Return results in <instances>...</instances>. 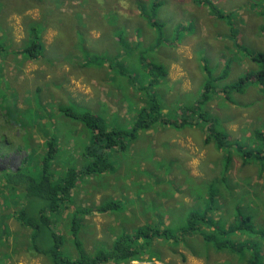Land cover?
Returning a JSON list of instances; mask_svg holds the SVG:
<instances>
[{"label":"rangeland","instance_id":"obj_1","mask_svg":"<svg viewBox=\"0 0 264 264\" xmlns=\"http://www.w3.org/2000/svg\"><path fill=\"white\" fill-rule=\"evenodd\" d=\"M211 1L228 16L225 20L213 23V14L200 0H0V264H5L9 254L11 235L14 253L34 251L32 230L23 227L17 216L24 210L29 217L37 218L47 204L40 198L31 204L25 187L11 185L7 174L23 168L40 177L45 142L53 137L58 141V154L51 164L55 181L67 169L92 162L85 153L95 144L94 137L62 108L93 112L102 118L105 129L131 132L152 94L162 105L161 116L179 122L186 108L199 102L207 83L210 100L190 115L196 121L194 125L178 129L159 121L150 131L140 129L134 140L125 135L127 148L108 152L116 169L81 177L72 201L47 213L50 231L63 238L62 256L75 259L79 254L72 227L77 209L86 212L78 216V236L88 255L94 256L100 250H110L118 237L134 236L141 228L180 229L187 226L193 212L202 216L210 207L214 213L211 218L218 224L215 229L220 232L239 227L245 218L252 219L253 230L218 235L222 242L235 244L234 251L217 250L213 243L204 241L203 232L210 233L214 227L199 220L200 231L178 244L165 238H142L137 243L144 258L141 261L251 264L259 253L264 263L257 243L264 236L260 235L264 234V167L256 160L243 165L237 148L241 145L247 150H264L254 137L256 131H264V87L252 79L261 66L251 59V54L264 52V0ZM154 3L160 4L155 16L151 8ZM146 19L164 24L163 33L155 35L145 24ZM192 26L197 27L199 38L186 33ZM231 28L246 32L242 38L245 51L216 39ZM31 29L42 35L44 43L37 59L17 55L30 43ZM204 29L207 35H203ZM153 40L163 48L157 55L145 49ZM139 41H145L142 48L119 52ZM186 43L193 46L191 61L184 54H175L178 45ZM168 47L172 61L194 74L189 86L172 79L169 71L155 86H148L153 76L146 62L168 67ZM118 55L123 61L116 64ZM238 56L247 61L241 67L247 69L243 74L233 66ZM206 58L205 67L201 60ZM116 69L122 73L114 78ZM241 75L249 79L245 89L234 90L226 97L224 89L237 83ZM85 89L89 90L87 94ZM200 115L215 120L218 129L229 135L230 147L220 150L214 141L205 143L209 123L199 119ZM212 192L216 197L211 204ZM112 201L119 206L108 213L91 211ZM11 210L15 218L13 233L8 221ZM53 243L50 232L44 230L35 244L48 249ZM252 254L247 262L245 258Z\"/></svg>","mask_w":264,"mask_h":264},{"label":"trees","instance_id":"obj_2","mask_svg":"<svg viewBox=\"0 0 264 264\" xmlns=\"http://www.w3.org/2000/svg\"><path fill=\"white\" fill-rule=\"evenodd\" d=\"M202 4L207 6L212 12L217 14L219 18L228 17L221 12L220 9L211 1V0H202ZM160 7L159 3H154L153 7L151 6L153 16L156 15L158 9ZM263 19H264V10H263ZM229 20V19H228ZM152 25L156 27V33H163L164 24H161L158 21H152ZM262 35L264 40V23L261 26ZM28 45L23 47V49L18 50L17 55L20 54L24 57H28L30 59H37L40 57L42 52L44 51V43L42 42V35L36 31L35 29H31L29 36ZM122 43V41H121ZM127 47V49H129ZM247 52V51H246ZM247 55L250 52L246 53ZM142 61L146 59L142 56ZM251 58L254 62H257L261 68L260 70L253 74V78L256 83L264 87V52H259L255 54H251ZM97 61V60H95ZM148 73L153 76V79L149 83V87L155 86L158 83L160 77H167V69L165 66L156 63H148ZM208 69V68H207ZM247 78H240L237 83L232 84L224 89L225 96L228 93H232V91L236 90V92L243 91L248 81ZM208 84V83H207ZM206 84L205 90L201 95L199 102L186 108V112H184L181 120L178 121H169L168 119H164L161 116L162 105L158 101L157 97L152 94L148 99L147 106L143 107L141 116L138 117L135 127L131 132H123L120 130H107L105 129L104 122L101 117L97 116L93 112L85 111L83 113H76L71 108H62L61 111L64 112L68 117L72 119L79 120L82 122L85 127L90 130L91 136L94 137V145H90L87 149L88 151L85 153L89 158L92 159V162L89 165L81 168H69L65 172L64 176L61 177L60 180H54V174L51 171V164L55 160V157L58 154V141L53 137L50 140L46 141V153L44 154V158L42 161V170L41 176L36 177L32 176L29 171H23V168H19L16 171H12L7 174V181L13 186H24L27 192V195L31 198L30 203H35V199L40 198L47 202L46 206L40 211L37 218L29 217L26 212L21 211L17 216L18 221L21 222L23 227H28L32 230V243L33 250H36L39 253H42L49 258L55 264H106L110 261L115 263L125 262L129 264L132 260H144L141 256V251L137 247V243L144 238L146 240H153L156 238H165L174 244H178L184 241V238L189 235H193L198 231V221L200 220L205 225H210V227H214L211 229L210 233L203 232V239L207 243H213L217 250H230L234 251L236 246L231 242H222V240L218 239V235L220 234H230V233H239L245 232L248 229L253 230L252 219L245 218L240 221L239 227L231 226L228 229L223 231H218L215 229L218 224L211 218V209H207L202 216H200L197 212H193L188 219L187 226L181 227L180 229H172V228H164V230H159L158 228H141L137 230L136 235H123L118 237L113 247L110 250H100L94 256H89L86 250L84 249L83 243L80 240L78 233L80 230V222H79V214H85L86 212L83 210L77 209L74 212L75 220L73 222L72 227V236L74 239V243L76 245V249L78 251L79 257L72 259L67 256H62L61 248L63 246V238L61 234L56 233L52 230L51 219L47 215L48 212H56L61 209L62 205L69 203L72 201V195L74 188L78 185V181L81 177L86 176H94L98 174H104L108 171H114L115 165L109 161V153L117 148L118 150H125L127 148V143L124 140V136H130L132 140L135 139L136 133L140 129L149 130L152 124L162 121L164 124L172 125L175 128L182 129L189 125H194L196 123L195 120L190 118L191 114H195L197 109H200L201 106L209 99V86ZM227 97V96H226ZM199 119H203L207 121L208 127V135L205 138V143L208 144L211 141H214L220 150H224L230 147L229 135L220 131L218 126L213 118L204 119L202 115L198 117ZM254 137L257 141L261 142L264 145V131H256L254 133ZM48 139V138H47ZM92 143V142H91ZM235 147V144L232 148ZM231 148V149H232ZM238 150L241 152V160L243 165H250L252 162L261 161L264 167V150L261 149H251L247 150L241 145H237ZM229 162V159H228ZM229 164V163H227ZM216 194L212 192L210 194V203L211 200H215ZM212 204V203H211ZM119 206L118 202H108L104 204H99L96 206V209L91 210L98 213H108L111 210H114ZM35 209V208H34ZM249 222V225L245 223ZM44 230H48L50 232V236L53 239V247L48 249H42L38 245H36V240L38 237L42 235ZM43 242L45 240L44 236L42 238ZM259 254V253H258ZM255 254V258L251 264H264L261 262L260 254ZM259 256V258H258ZM152 258V257H148Z\"/></svg>","mask_w":264,"mask_h":264},{"label":"crops","instance_id":"obj_3","mask_svg":"<svg viewBox=\"0 0 264 264\" xmlns=\"http://www.w3.org/2000/svg\"><path fill=\"white\" fill-rule=\"evenodd\" d=\"M200 2L202 3V0H200ZM205 7H207V6H205ZM209 11L214 16L213 23H215V20L216 19H221V20H225L226 19V17L219 18V16L217 14H215L214 12H212L210 9H209ZM229 15H230V13H229ZM146 20H147V22L145 24H148L150 27H152L153 28V31H154V33L156 35V27L154 25H152V19H146ZM153 21H156V20H153ZM189 24H194V23L189 22ZM202 24H203V22H200V26ZM185 29H187V28H185ZM163 30H164V28H163ZM183 31H180V32H183ZM173 32H175V31H173ZM173 32H170V33L172 34ZM196 32H197V27L196 26H192V28L190 30H188V29L186 30V33L187 34H194L195 33L198 36V38H199L200 36ZM245 33L246 32H244L240 28L237 31H236L235 28H231L229 32L223 33L224 34L223 37H222V34H218V36H217L216 39H219V40L220 39H224L226 42H228L231 45L232 48L234 46H237L238 48L244 50V48L246 47V43L245 42L242 43V40H243L242 38H243V35ZM203 35H207V32H206L205 29H204ZM150 37L151 36H149V38ZM261 37H263V35ZM144 42L145 41L136 42L137 44L135 46H132L131 45L130 48L131 47L142 48V45L141 44L144 43ZM171 45H173V44H171ZM180 45H182V44H180ZM180 45H178V48L176 49V53L175 54L177 56H179L180 54H184V56L187 59H189L190 61L193 60L194 59V56H193V49H192L193 46H192V44L191 43H186V45H182V46H180ZM129 49H127V51L126 50L119 49V52H122L123 54H125V53H127L129 51ZM145 49H148V50L150 49L151 51L155 52V54L157 55V54H159V53L162 52V49L163 48L161 47V45L158 42V40H153V41H150V45L147 46ZM171 52H172V50H170V48L168 47V67H165L166 69L168 68L167 69V73L169 71V75H170V77L172 79H175V80H183L186 85H188V83L190 84V82L192 81L191 78L194 77V74L190 70H186V69L181 68L179 65H177V63H175L174 61H172L173 59H171ZM120 56L121 55H118L115 58L116 64H119V63H121V61H123L120 58ZM208 60H209V58H206V59H202L201 60L202 62H205L203 64L205 67L207 66ZM147 62L148 63L149 62L158 63V62H155V61H152V60H148ZM246 62L247 61L243 58V56H240V57L238 56L236 62L233 64V66L236 67V68H238L242 72V74H243V72H245L247 69L246 68L245 69H242L241 67L243 65H245ZM161 65H162V63H161ZM105 66L106 67H109V64H106ZM179 68H181V69H179ZM120 73H122V71L116 69V71L112 75L115 78ZM207 73H211V71L210 70H207ZM240 78H244V75H241L238 79H240ZM129 81L132 83V81L130 80V78H129ZM204 89H205V87H204ZM88 92H89V90L88 89H85L84 93L87 94ZM43 122H45V121L43 120ZM148 131H150V129ZM94 209H96V208H94ZM81 210L85 211L84 209H81ZM74 211H75V209H74ZM87 212H88V210H87ZM14 219L15 218H14L13 210H11L10 211V216H9V219H8V221H9V228H10V232L11 233H13V229H14V223H13ZM260 235H264V234L260 233ZM30 241H32V234H30ZM244 241H247V238ZM248 241H250V239ZM14 243H15L14 237H13V235H11L10 238H9V246H10L9 247V254H8V256L5 259V264H55L52 261L51 258H50L51 261L46 260V257H45L46 255H44L42 253H39L36 250H34V251L27 250V251H21V252L14 253V251H13ZM257 243H258L259 248L261 250V255H262V257H264V236L262 238L257 239ZM253 249L258 252V249L256 247L253 246ZM194 252H196V251H194ZM197 255H199L198 252H197ZM193 256H194V254H193ZM253 256H254V254H252L251 257L248 256L247 258H245V260L247 259V262H248V260L250 262L252 260L251 258H253Z\"/></svg>","mask_w":264,"mask_h":264},{"label":"built area","instance_id":"obj_4","mask_svg":"<svg viewBox=\"0 0 264 264\" xmlns=\"http://www.w3.org/2000/svg\"><path fill=\"white\" fill-rule=\"evenodd\" d=\"M132 264H159V263H140L138 261H133Z\"/></svg>","mask_w":264,"mask_h":264},{"label":"clouds","instance_id":"obj_5","mask_svg":"<svg viewBox=\"0 0 264 264\" xmlns=\"http://www.w3.org/2000/svg\"><path fill=\"white\" fill-rule=\"evenodd\" d=\"M251 59H252V58H251ZM204 90H205V89H204ZM142 109H143V108H142ZM95 208H96V207H95ZM246 231H247V230H246ZM240 233H241V232H239V233H237V234H240ZM133 261H138V260H132V261H131V264H132ZM138 262H140V263H152V262H143V261H138ZM154 263H155V262H154Z\"/></svg>","mask_w":264,"mask_h":264}]
</instances>
